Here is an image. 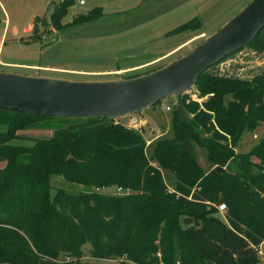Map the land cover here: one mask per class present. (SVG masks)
<instances>
[{"label": "trees", "instance_id": "obj_1", "mask_svg": "<svg viewBox=\"0 0 264 264\" xmlns=\"http://www.w3.org/2000/svg\"><path fill=\"white\" fill-rule=\"evenodd\" d=\"M71 1L55 5L56 27ZM36 18L32 41L41 38ZM200 26L194 18L171 33ZM246 48L263 58L264 30ZM216 65L196 82L207 99L199 105L182 98L193 117H181L177 109L173 135L156 139L151 153L143 132L122 118L0 111V125L6 126L0 130V264H90L85 258L113 264H259L264 136L248 152L236 148L246 132L264 125V65L251 76L211 72ZM29 129L52 134L31 137V145L12 142L28 138L19 131ZM185 141L207 150L210 169ZM55 175L85 189L55 187ZM109 187L118 192L102 191ZM221 204L227 221L217 215Z\"/></svg>", "mask_w": 264, "mask_h": 264}, {"label": "rangeland", "instance_id": "obj_2", "mask_svg": "<svg viewBox=\"0 0 264 264\" xmlns=\"http://www.w3.org/2000/svg\"><path fill=\"white\" fill-rule=\"evenodd\" d=\"M249 1L85 0V4L71 1L67 13L56 27L51 15L55 5L62 3L61 0H0V71L80 81L137 77L191 51ZM94 10L98 13L97 18L82 23L74 21L78 15ZM38 16L41 38L32 41L33 24ZM194 18L201 21L198 29L171 33ZM6 22L9 28L5 34ZM27 26L30 28L26 31ZM250 51L248 48L238 51L218 63L211 72L251 76L263 67L264 57L258 60ZM207 97L200 95L195 84L182 97H166L146 111L135 114L134 117L146 121L143 130L140 129L146 142L152 141L146 151L151 153L156 139L173 135L172 117L177 109L180 111L182 98L202 105ZM166 105H171L172 111H167ZM183 108L184 117H193V112ZM5 128L0 125V130ZM19 133L28 138H17L12 142L31 145V137H50L52 131L29 129ZM263 136L264 125H260L254 133L246 132L236 151L248 152ZM193 146L199 163L205 169H210L212 164L208 160L207 150L196 143ZM52 184L70 191L85 189L84 185L69 182L60 175L53 176ZM102 191L107 194L118 192L116 187ZM217 215L227 221L226 211H219ZM258 250L259 264H264V241L258 245ZM84 260L90 264H106L97 259Z\"/></svg>", "mask_w": 264, "mask_h": 264}, {"label": "water", "instance_id": "obj_3", "mask_svg": "<svg viewBox=\"0 0 264 264\" xmlns=\"http://www.w3.org/2000/svg\"><path fill=\"white\" fill-rule=\"evenodd\" d=\"M262 30L264 0H250L191 51L137 77L80 81L0 71V111L111 120L139 114L166 97H182L195 86L202 73L248 47ZM179 108L180 116L184 117L182 101ZM184 144L193 151L191 142Z\"/></svg>", "mask_w": 264, "mask_h": 264}, {"label": "built area", "instance_id": "obj_4", "mask_svg": "<svg viewBox=\"0 0 264 264\" xmlns=\"http://www.w3.org/2000/svg\"><path fill=\"white\" fill-rule=\"evenodd\" d=\"M64 1H68V0H64ZM72 1H74L75 3H80V4H85L86 3L85 0H72ZM165 109L167 111H172V106L171 105H166ZM134 115H130V116L124 117V118H128L129 119L128 120L129 127L137 128L138 130H140L142 128V130H143L144 123L146 121L142 120V119H138L137 117H134ZM151 142L152 141H148L147 145L151 144ZM218 209H219V211L224 212V211L227 210V207H226L225 204H221V205L218 206ZM106 264H113V261H108V262H106Z\"/></svg>", "mask_w": 264, "mask_h": 264}, {"label": "crops", "instance_id": "obj_5", "mask_svg": "<svg viewBox=\"0 0 264 264\" xmlns=\"http://www.w3.org/2000/svg\"><path fill=\"white\" fill-rule=\"evenodd\" d=\"M241 9H242V7H241ZM231 18H232V17H231ZM231 18H230V19H231ZM230 19H229V20H230ZM227 21H228V20H226V21L224 22V24H225ZM224 24H222V26H223ZM222 26H221V27H222ZM8 28H9V24H8V22H6V23H5V34L7 33ZM29 28H30V26H27V27L25 28V30L27 31V30H29ZM214 32H216V31H214ZM212 33H213V32H212ZM5 36H6V35H5ZM198 44H200V43H198ZM198 44H197V45H198ZM197 45H196V46H197ZM196 46H194V47H196ZM194 47H193V48H194ZM176 59H177V58H176ZM139 114H140V113H139ZM122 119H124V122L128 125V120H129V119H128V120H127V118H122ZM125 120H126V121H125ZM128 126H129V125H128Z\"/></svg>", "mask_w": 264, "mask_h": 264}]
</instances>
